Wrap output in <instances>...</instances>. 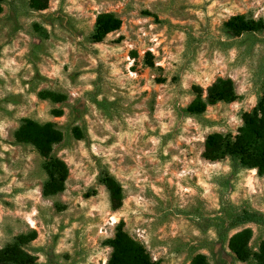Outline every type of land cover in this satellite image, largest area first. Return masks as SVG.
Wrapping results in <instances>:
<instances>
[{"label": "rangeland", "instance_id": "374dc122", "mask_svg": "<svg viewBox=\"0 0 264 264\" xmlns=\"http://www.w3.org/2000/svg\"><path fill=\"white\" fill-rule=\"evenodd\" d=\"M47 2L37 10L31 0H6L0 12V248L35 229L25 246L35 264H106L112 248L103 241L123 220L162 264H191L200 253L211 264L231 263L210 217L226 201L264 211V176L207 159L205 142L211 133L236 134L264 95V30L234 36L224 28L234 15L264 18V0ZM101 12L123 23L95 43ZM219 77L233 80L236 100L187 114L194 87L206 92ZM42 89L68 99L42 100ZM54 107L64 114L52 115ZM24 118L54 121L64 133L54 154L69 174L58 194L43 195L36 148L15 142ZM102 169L123 186L116 211ZM244 227L256 251L264 227Z\"/></svg>", "mask_w": 264, "mask_h": 264}, {"label": "trees", "instance_id": "16d2710c", "mask_svg": "<svg viewBox=\"0 0 264 264\" xmlns=\"http://www.w3.org/2000/svg\"><path fill=\"white\" fill-rule=\"evenodd\" d=\"M5 1L0 0V12ZM47 1L31 0V5L37 10H42L48 7ZM122 23V19L113 12L99 13L90 37L91 41L102 42L109 33L119 30ZM224 28L234 36L253 33L264 30V18L253 19L245 14H238L225 21ZM149 64L153 65V62L150 60ZM194 92L195 99L184 109L192 116L202 115L208 105L232 102L237 98L233 80L224 77L217 78L206 92L200 86H195ZM38 97L53 103H62L68 99L67 94L51 89L40 90ZM51 113L54 116H62L64 111L54 107ZM73 134L79 139L86 136L79 127H74ZM14 138L18 144L33 145L44 158L43 169L47 174V180L43 185V195L52 196L64 191L69 169L65 161L54 154V146L64 138V133L57 123L24 118L15 130ZM204 156L211 161L228 158L234 166L257 169V174L264 176V95L250 112L243 114V125L236 134L215 132L207 136ZM99 180L108 189L112 210L121 208L124 190L120 181L106 169L100 171ZM210 220L216 226L218 242L223 247L227 245L230 250L232 261L229 264L235 262L264 264V239L254 251L250 246L254 232L251 227H244L249 223L264 227V211L250 204L236 205L226 201L220 212L210 217ZM124 225V221L120 220L116 225L115 235L103 241V245L112 248L106 264H162L161 260L152 259L146 247L125 231ZM36 238L35 229L18 234L11 244L0 248V264H35V257L25 250V246ZM191 264L211 263L205 254L200 253L193 257Z\"/></svg>", "mask_w": 264, "mask_h": 264}, {"label": "bare ground", "instance_id": "6f19581e", "mask_svg": "<svg viewBox=\"0 0 264 264\" xmlns=\"http://www.w3.org/2000/svg\"><path fill=\"white\" fill-rule=\"evenodd\" d=\"M113 220H114V221H116V218H115V217H113Z\"/></svg>", "mask_w": 264, "mask_h": 264}]
</instances>
